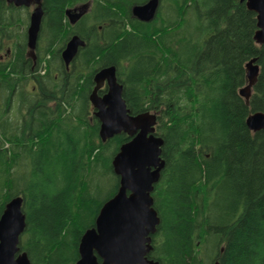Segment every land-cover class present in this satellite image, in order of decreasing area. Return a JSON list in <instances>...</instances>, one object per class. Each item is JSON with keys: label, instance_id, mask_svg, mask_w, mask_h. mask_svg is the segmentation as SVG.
I'll use <instances>...</instances> for the list:
<instances>
[{"label": "trees", "instance_id": "obj_1", "mask_svg": "<svg viewBox=\"0 0 264 264\" xmlns=\"http://www.w3.org/2000/svg\"><path fill=\"white\" fill-rule=\"evenodd\" d=\"M87 1L43 0L32 60L27 9L0 0V44L10 46L0 61V214L22 196L19 246L29 264H73L82 233L117 190L111 160L129 137L102 141L88 99L96 70L112 64L130 113H156L163 139L149 258L264 264V129L245 123L264 112L256 14L239 0H160L145 22L131 7L146 0H90L70 21L68 10ZM74 34L85 45L66 68L60 51ZM253 56L259 71L247 103L239 89Z\"/></svg>", "mask_w": 264, "mask_h": 264}, {"label": "water", "instance_id": "obj_2", "mask_svg": "<svg viewBox=\"0 0 264 264\" xmlns=\"http://www.w3.org/2000/svg\"><path fill=\"white\" fill-rule=\"evenodd\" d=\"M35 6L29 14L26 29L27 47H36L43 10L40 0H7L16 6ZM160 0H146L131 7V14L138 20L154 18ZM256 14L257 45L264 43V0H239ZM85 41L72 35L60 51L66 67L76 56ZM257 57L245 63L246 84L239 94L248 103L251 88L258 76ZM94 85L88 99L93 115L99 121L98 135L102 141L120 133L129 139L113 155L111 165L118 176L116 192L105 200L98 210L93 226L82 233L78 242V258L73 264H157L148 257L152 250V235L160 223L154 207L152 192L159 181L165 161L161 157L163 139L155 133L156 113L144 111L131 114L122 96L123 85L117 79L116 66L99 68L93 75ZM106 85V91L98 90ZM252 131L264 129V112H250L245 120ZM22 196L10 198L0 214V264H29L25 251L20 249V236L26 222L22 211ZM99 258V259H98ZM213 264H218L215 261Z\"/></svg>", "mask_w": 264, "mask_h": 264}, {"label": "rangeland", "instance_id": "obj_3", "mask_svg": "<svg viewBox=\"0 0 264 264\" xmlns=\"http://www.w3.org/2000/svg\"><path fill=\"white\" fill-rule=\"evenodd\" d=\"M90 0L87 1L86 3H83V4H77L75 5L73 8L69 9L68 10V19L70 21H73L74 19H76L79 15L83 14L90 6ZM4 47V48H3ZM3 47H0V55L4 52V49L6 47H10L9 46V43L8 41L7 42H4V45ZM3 92L0 90V97L3 96L2 94ZM2 94V95H1ZM17 104H18V101L15 99H13V103L10 105L9 109H10V112L11 114L9 115L11 118L13 117H16L17 114ZM25 237V233H22L21 236H20V239H24Z\"/></svg>", "mask_w": 264, "mask_h": 264}, {"label": "flooded vegetation", "instance_id": "obj_4", "mask_svg": "<svg viewBox=\"0 0 264 264\" xmlns=\"http://www.w3.org/2000/svg\"><path fill=\"white\" fill-rule=\"evenodd\" d=\"M4 1V3L5 4H13L14 5V3H12V2H7V0H3ZM31 5L30 6H28V7H26V6H19V7H24V8H26L27 9V12H28V22H29V14H30V12H31V10L33 9V7L35 6V4H37V3H35L34 1H32L31 3H30ZM40 4H43V0H40ZM83 4V3H82ZM14 6H16V5H14ZM27 26H28V24H27ZM27 26H26V29H27ZM3 45H4V43H1L0 44V47H3ZM4 48V47H3ZM79 50V49H78ZM34 51V50H33ZM33 51H31L28 47H27V51H26V54H28L29 55V57H31L32 58V60H35V55H34V52ZM9 53H10V51H9V49H8V47H6L5 49H4V52L0 55V61H7V59H8V56H9ZM77 55V54H76ZM60 57H61V55H60ZM62 59V58H61ZM33 65H35V62L33 63ZM66 67V66H65ZM66 68H68V67H66ZM43 72V71H42ZM94 83V82H93ZM94 85V84H93ZM33 88L35 87V84L32 86ZM93 87V86H92ZM106 91V85H105V83H104V85H103V87L102 88H100L99 90H98V94L99 95H102L104 92ZM149 255V254H148ZM149 257V256H148Z\"/></svg>", "mask_w": 264, "mask_h": 264}]
</instances>
